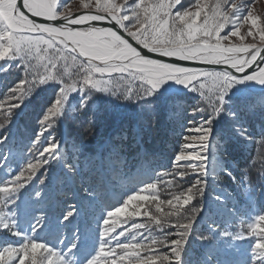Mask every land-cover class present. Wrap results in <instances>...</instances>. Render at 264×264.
Wrapping results in <instances>:
<instances>
[{"label": "snow or ice", "instance_id": "obj_1", "mask_svg": "<svg viewBox=\"0 0 264 264\" xmlns=\"http://www.w3.org/2000/svg\"><path fill=\"white\" fill-rule=\"evenodd\" d=\"M80 4L83 14L68 10L65 0H0V61L8 68L15 62L23 73L0 102V109L6 112L0 129L12 124L17 110L37 89L55 86L37 115L32 138L24 145L30 157L31 148H36L37 156L14 168L13 141L7 131L0 134V240L18 238L0 242V264H185L194 225L204 211L213 122L226 113L236 132L254 143L241 118L257 111L264 115V18L244 0H80ZM69 61L76 69L68 76L71 83L65 80ZM113 74L128 79L139 90L129 87L120 92L110 87ZM72 75L78 78L72 79ZM247 82H255L260 90L231 109L230 93ZM174 85L199 94L200 103L205 105L193 107V114L206 115L188 121L187 135L171 160L179 178L196 176L189 187L168 201H160L158 194H141L156 188L148 184L121 203L103 209L98 222L92 218L97 234L88 252L83 251L89 244L88 227H74L70 238L62 230L54 242L42 239L40 233L47 227L44 211H36L28 229L20 230L22 193L28 192L36 209L47 207L49 177L40 179L37 173L53 162L62 166L64 178L75 177L80 169L62 151L64 142L54 134L69 110L87 112L89 106L99 110L97 97H103L97 94H106L117 101L140 102L143 110L153 113L150 98ZM70 94L79 101L69 108ZM182 108L183 102L175 101L173 112ZM246 182L242 194L251 197V183L244 177L242 185ZM193 200L198 207H191ZM149 202L157 211L166 203L172 212L165 217L174 215L184 222L171 224L174 231L161 239L153 236L150 224L133 222L126 227L132 218L144 216L162 230L167 221L149 214L145 207ZM75 215L73 204L59 217V223L66 226ZM248 236L254 240L249 264H264V214L256 215L247 228L242 226L237 238Z\"/></svg>", "mask_w": 264, "mask_h": 264}, {"label": "rangeland", "instance_id": "obj_2", "mask_svg": "<svg viewBox=\"0 0 264 264\" xmlns=\"http://www.w3.org/2000/svg\"><path fill=\"white\" fill-rule=\"evenodd\" d=\"M67 9L73 12L85 11L81 8L80 0H65ZM212 2V0H210ZM239 2V0H237ZM245 4H251L252 11L261 18H264V0H244ZM244 29H242L243 31ZM251 38H249V42ZM1 62V61H0ZM37 63V61H33ZM0 68H7L6 65L1 64ZM42 71V70H41ZM4 72V71H3ZM76 72L74 66L69 61V75ZM67 74V75H68ZM115 75V74H113ZM73 78L78 77L72 75ZM107 79V77H106ZM112 81V80H111ZM3 83H0V102L5 101V93L8 91L2 87ZM49 85H44L48 87ZM208 88H211V83H208ZM260 90V86L255 82H247L246 84L237 85L230 93L229 98L234 96L248 97L251 96L250 92L257 93ZM162 92H170L174 94H181L184 92H190L186 88L174 85L171 88L162 89ZM194 96L199 94L192 92ZM70 94V105L66 107H74L78 104L79 97L72 99ZM184 106V105H183ZM0 113L6 112L0 109ZM19 111L13 117L12 124L7 129H0V134L7 131L9 139L13 141L15 158L13 167L17 168L22 165H26L30 158H34L38 155L36 148H31V157L28 154V149L24 148L25 135L29 133L28 128H20L19 126ZM198 114V113H196ZM196 114L186 115V119L199 120ZM200 115V113L198 114ZM185 118H179L181 123H186ZM244 123V122H243ZM242 123V124H243ZM55 135L56 132L54 133ZM213 133V148L209 155V175L207 177V187L203 197L204 211L197 219L193 229V237L190 238L189 244L185 251V264H249L252 257V244L254 240L251 236L244 239L237 238L241 232V227L247 228L248 224L252 223L254 217L258 214H264V193L261 192L259 198L254 195L246 197L241 195V191L238 186L235 189L238 190L240 197L234 195V193L224 186L220 173L227 172V164L237 167L233 158L226 157L220 151H218L215 143ZM58 138L63 140L62 151H64L70 159L79 164L80 169L75 177H65L62 170V166L59 163H51L46 168L42 169L37 175L40 179H45V175L49 178L46 181L45 196L47 200V207L44 209H36L33 207L28 199V193L25 191L22 193L21 201L26 203V206L22 208L26 211H22L20 214L19 228L21 231L27 230L31 222L32 217L36 211H44L47 216V227L40 233V237L46 241L54 242L63 233L71 237V233L74 227L79 226L83 228H89L88 240L89 244L83 249L84 252L91 251L92 243L96 238V223L92 222V218L95 217L98 222L103 215V209L111 208L126 199L127 195L133 194L144 188L148 184H155L154 190L141 193L142 195L157 194L162 189V186H167L168 190L172 185L171 179L160 177V173H156L158 169H162L167 166L164 160L160 162L155 158L141 157L140 161H134V157L124 162L121 159L117 161L115 153L118 151L115 147L105 145L104 152L103 147L97 151L93 157L80 155L81 149L75 142L70 140L65 132L57 135ZM234 138L236 146L232 148L233 154L236 152L245 151L249 147V141L244 137L238 135ZM29 142V141H28ZM224 143V142H223ZM222 143V144H223ZM28 144V143H27ZM211 149V146H210ZM6 151V149H5ZM124 156L123 154L121 157ZM214 171V175L212 172ZM157 174V175H156ZM195 176V175H193ZM59 177L60 179L56 180ZM196 177V176H195ZM196 178L190 179L192 183ZM36 184H39V180H36ZM164 184V185H162ZM87 189V192H85ZM169 196L164 193L158 194L160 201H168L176 194H170ZM76 205L77 215L70 218L67 225H61L59 223V217L62 216L69 208L70 205ZM187 206V205H186ZM184 206V207H186ZM145 207L153 210L155 208L156 214L162 219H166L172 224L177 222L183 223L184 221L177 220L176 216H167L165 213L172 212V209L166 203L161 204L160 211H157L154 204L150 202L145 204ZM144 209H141L143 212ZM143 217V216H142ZM139 218V217H138ZM139 223L137 219L132 218L128 221L126 227L131 226V223ZM152 230L154 229L151 227ZM171 228V227H170ZM147 232L146 230H142ZM174 231V229H172ZM147 235V233L145 234ZM201 236H207L208 239L201 240ZM18 238L6 236L0 242H14Z\"/></svg>", "mask_w": 264, "mask_h": 264}, {"label": "trees", "instance_id": "obj_3", "mask_svg": "<svg viewBox=\"0 0 264 264\" xmlns=\"http://www.w3.org/2000/svg\"><path fill=\"white\" fill-rule=\"evenodd\" d=\"M3 63L1 61L0 65ZM68 76L69 74L65 75V80L71 83L72 80ZM21 78H23V73L15 67V62H13L12 67H7V71H0V83H3L2 87H5L4 90L6 91L15 86ZM72 79L75 78L72 77ZM109 86L119 89L120 92L125 91L129 87L136 91L139 90L136 84L131 83L128 79L121 78L118 74L113 75ZM54 87V85H49L48 87L42 86L37 89L25 102V105L17 110L19 111L18 114H20L18 127L28 128L29 130V133L25 135L24 144H27L29 139L32 138V129L37 115L46 106V101L52 95ZM161 93L154 99L150 98V102L155 108L153 113L143 110L140 102L125 101L123 99L117 101L115 97L97 94L103 97V99L97 97L96 105H99V110H97L96 106H89L87 112L69 110L66 118L57 125L56 134L60 135L65 132L70 140L75 142L81 149L79 154L84 156L93 157L102 147L104 152L107 144L118 149L114 155V157H117L118 162L121 160L127 162L132 157H134V161L138 162L141 157L148 159L153 157L158 162L164 160L167 166L158 169L156 173H160V177L171 179L172 185L169 190L167 186H162V189L158 190L157 194L164 193L165 197L169 196L168 193L178 194L191 185L190 179L196 177L189 174L183 179L179 178L175 174L171 160L179 151L183 143V137L187 135L186 129L189 126L188 121L191 119H186L185 116L193 115L194 106L204 107L205 105L200 103L201 97L194 96L192 92L174 94L161 91ZM250 94L253 95L255 93L250 92ZM244 99L245 97L241 96L229 98V107L231 109L238 108ZM177 100L182 101L184 106L182 109L173 112L174 103ZM198 114L196 115L200 118L201 116H198ZM5 115V113H0V123L5 122ZM200 115L206 114L200 113ZM179 118H185L186 123H181L178 120ZM240 123H243L242 126L253 137L254 143L250 142L249 147L245 148L244 152L242 149L240 152L235 151L233 154L232 148L236 146L234 138L237 139L236 137L239 135L234 128L233 119L228 117L226 113H222L213 122V133L214 137H216L214 141L218 151L226 157L231 158L232 156L233 161L237 165V167H234L227 164L228 171H222L220 175L224 179V186L231 190L237 198L240 195L235 186H238L241 195H243V190L248 186V183L246 182L242 185V179L247 177V181L251 183L253 189L252 195L259 198L261 192L264 193V134H262V131H264V115L259 111L253 115H244ZM122 154L124 156L121 157ZM185 171L189 170L185 169ZM21 206H26V203L22 202ZM198 206L199 204L196 200L191 202V207ZM185 208L190 211L189 206ZM26 209H23V212ZM148 211L150 215L159 214L155 212L154 207L153 210L150 211L149 209ZM188 214L189 212H184V215ZM135 219L139 223L150 224L154 228L152 234L157 239H161L164 234L172 232V228H170L172 223L169 221L163 225L161 230L148 217L143 216Z\"/></svg>", "mask_w": 264, "mask_h": 264}, {"label": "water", "instance_id": "obj_4", "mask_svg": "<svg viewBox=\"0 0 264 264\" xmlns=\"http://www.w3.org/2000/svg\"><path fill=\"white\" fill-rule=\"evenodd\" d=\"M18 2H19V0H18ZM83 12H84V11L73 12V13H75V14H83Z\"/></svg>", "mask_w": 264, "mask_h": 264}]
</instances>
